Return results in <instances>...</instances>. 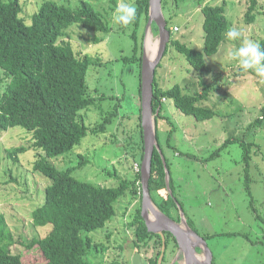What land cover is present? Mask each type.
<instances>
[{
    "label": "rangeland",
    "instance_id": "1",
    "mask_svg": "<svg viewBox=\"0 0 264 264\" xmlns=\"http://www.w3.org/2000/svg\"><path fill=\"white\" fill-rule=\"evenodd\" d=\"M43 1L48 0L20 2V17L27 25ZM52 1L74 9L80 0ZM89 2L101 12H111L107 18L112 31L106 36L97 35L104 40L94 44L95 35L75 25L63 38L71 43L78 56L88 54L96 64L86 75L88 93L95 103L83 112L86 115L84 125L88 130L95 128L120 103L118 118L107 126L105 133L95 135L89 131L80 144L52 159L51 163L60 171L70 168L78 181L97 187H114L120 180H137L135 166L141 163L134 155L137 153L134 147L140 141L139 70L137 63L126 60L133 55L132 28L118 26L130 17L134 0ZM113 2L119 8L116 12ZM248 2L164 0L162 4L168 27L178 28L177 33L171 31L172 39L198 51L203 47V7L224 5L225 16L231 23L218 53L204 59L207 71L203 80L219 87V91L211 93L202 106L213 110L215 116L199 122L166 101L162 119L157 118L158 140L169 163L172 191L180 203L178 215L179 220L183 219L182 228L186 230L183 225L186 221L199 237H206L213 264H264V120L258 126H251L262 115L264 80L250 71L238 72L240 51L264 38V15L258 16L251 25L245 24ZM258 3L264 7V0ZM152 29L146 23L139 32L144 35L146 55L149 33L152 41L159 45L158 32ZM249 66L256 68L252 61ZM156 76L163 89L179 85L188 94L200 90L199 74L171 45L156 67ZM29 138L30 134L19 127L0 136V211L6 215L16 241L11 252L23 253L25 264H39L42 261L39 253L36 250L26 252L24 245L51 229L49 226L34 228L30 217L32 210L43 203L44 188L50 181L31 172L32 151L20 155L18 163L8 160L6 154L7 149L27 146ZM231 139L234 141L223 147L225 141ZM245 146L249 154L248 182H245ZM81 162L85 164L79 166ZM12 174L22 181L18 178V183L11 182L9 176ZM115 209V216L103 229L86 234L99 245L97 250L89 251V262L133 264L134 255L140 254L142 262L147 264L157 251L154 242L151 240L147 247L137 249L133 229L128 225L141 209L139 193L133 196L130 191L126 192ZM171 248L172 245H168L165 250V262Z\"/></svg>",
    "mask_w": 264,
    "mask_h": 264
},
{
    "label": "trees",
    "instance_id": "2",
    "mask_svg": "<svg viewBox=\"0 0 264 264\" xmlns=\"http://www.w3.org/2000/svg\"><path fill=\"white\" fill-rule=\"evenodd\" d=\"M21 1L0 0V136L16 127L30 134L27 146L6 150L7 159L18 163L20 155L28 151L34 153L33 161L30 162L31 172L48 179L50 183L44 188L43 203L30 214L31 224L36 229L47 226L51 228L44 236L34 237L27 242L24 245L25 251L36 250L42 260L39 259L41 261L39 264H92L88 259L89 251L97 250L99 245L86 234L103 229L112 220L116 214L115 205L126 192L130 191L133 196L139 193V198L142 199L141 174L136 172L137 180L133 182L120 180L114 187H97L75 179L70 168L58 170L51 160L70 152L80 144L89 131L95 135L105 133L107 126L118 118L120 103H117L95 128L89 130L86 128L83 120L86 115L83 112L95 103V99L88 93L86 75L88 69L96 64L88 54L78 56L71 43L63 39L69 28L76 25L95 35L94 44L101 43L104 38L97 35L106 36L112 31L107 18L111 12L99 11L89 2L90 0H80L79 6L74 9L67 4L61 5L59 1L48 0L42 2L32 16L30 25H27L20 17ZM113 3L115 5V2ZM133 4L130 17L124 19L123 25L118 26L132 28L130 37L134 42L133 55L126 60L138 65L140 98L144 35L139 32L148 21L149 0H134ZM118 10L116 6L114 12ZM202 14L201 51L173 40V34L166 21L170 33L168 46L174 47L199 74L200 90L188 94L184 93L179 85L163 89L158 83L156 70L153 81L152 109L154 113L158 111L156 138L159 150L153 152L149 190L157 209L170 217L172 210L179 211L180 203L172 191L171 178L169 183L173 196L171 197L166 190L165 168L161 154L168 173L169 163L158 140L157 118L162 119L163 103L166 101H171L183 115L192 116L199 122L209 121L215 116L213 110L202 106L203 102L208 101L211 93L219 91V87L207 84L203 80L207 71L204 59L218 53L225 33L231 27L225 16L224 5L205 6L202 8ZM260 15H264V7L259 6L258 0H249L244 14L245 24H253ZM152 28L155 33L158 32L154 24ZM167 48L163 57L166 56ZM240 53L241 66L238 72L241 74L250 71L259 80H264V38ZM251 61L255 64V69L249 66ZM139 111L140 141L139 145L134 147L137 148L134 155L142 161L143 133L140 108ZM261 113L259 119L251 126H258L264 120V106ZM233 141L232 139L225 141L223 147ZM244 149L245 182H248L249 154L246 146ZM84 164L85 162H81L79 166ZM137 165L140 167L141 163ZM9 178L14 183H18L17 180L20 179L15 174ZM138 182L139 186L136 187ZM250 203L252 205V201ZM177 220L179 221L178 215ZM128 225L133 229L134 245L137 249L147 247L153 240L154 250L157 251L147 264H157L162 246L161 239L158 235L148 232L141 216V209ZM203 239L206 240V237ZM170 241L176 242L170 234H165V250ZM15 243L14 235L7 224V217L0 211V264H25L23 253L11 252ZM164 262L165 258L162 264Z\"/></svg>",
    "mask_w": 264,
    "mask_h": 264
},
{
    "label": "water",
    "instance_id": "3",
    "mask_svg": "<svg viewBox=\"0 0 264 264\" xmlns=\"http://www.w3.org/2000/svg\"><path fill=\"white\" fill-rule=\"evenodd\" d=\"M153 24L158 30L159 45L157 55L153 60L149 61L145 52L142 55L141 63V127L143 133V158L140 166L141 174V216L144 220L148 232L158 235L161 239V250L157 264H162L165 253V234H170L176 241L178 257L181 249L184 250L185 264H212L213 256L210 252L205 239L199 237L192 231L187 222L185 221L182 229L181 219L178 223L170 217L157 209L152 201L149 190V179L151 173V162L154 150H159V144L156 138V117L158 111L155 113L152 109L153 100V81L157 65L162 59L165 50L170 42V33L167 29V23L162 13V0H149V14L147 27H152ZM161 154V153H160ZM163 166L165 168V186L169 195L172 197V191L169 183V173L166 169L164 157L161 154ZM177 204V203H176ZM150 214L154 217L155 221L151 222ZM183 215V213L181 212ZM198 250L203 255L200 259ZM133 264H143L140 254H135Z\"/></svg>",
    "mask_w": 264,
    "mask_h": 264
},
{
    "label": "crops",
    "instance_id": "4",
    "mask_svg": "<svg viewBox=\"0 0 264 264\" xmlns=\"http://www.w3.org/2000/svg\"><path fill=\"white\" fill-rule=\"evenodd\" d=\"M139 96V95H138ZM141 101V100H140ZM140 109H141V107H140ZM140 114V111H138V115ZM177 215H178V211H176L175 212V210H172V215H171V217L170 216H168V217H170L172 220H174L175 222H179L178 220H177ZM179 216V215H178ZM150 220H151V222H154L155 221V219H154V217L152 216V214H150ZM183 229V228H182ZM167 234V233H166ZM161 250V249H160ZM198 257L201 259L202 258V256H201V254H200V252H199V250H198ZM176 259H178V257H176V255H175V253H174V251H173V249L171 248V250H170V255H169V257H168V259H167V261L164 263V264H185V261H184V257H183V259L182 260H176Z\"/></svg>",
    "mask_w": 264,
    "mask_h": 264
},
{
    "label": "bare ground",
    "instance_id": "5",
    "mask_svg": "<svg viewBox=\"0 0 264 264\" xmlns=\"http://www.w3.org/2000/svg\"><path fill=\"white\" fill-rule=\"evenodd\" d=\"M157 44H158V42L154 43L152 41V37H151V35L149 33L148 42H147V52H148V54L146 55V57L148 56L147 59L149 61L153 60L154 58H152V57L153 56L155 57V55H156L157 47H158Z\"/></svg>",
    "mask_w": 264,
    "mask_h": 264
},
{
    "label": "flooded vegetation",
    "instance_id": "6",
    "mask_svg": "<svg viewBox=\"0 0 264 264\" xmlns=\"http://www.w3.org/2000/svg\"><path fill=\"white\" fill-rule=\"evenodd\" d=\"M168 245H172V248L174 249V253L176 255L177 252H178V247L176 246L177 245L176 242H172V244H171V241H170V244H168ZM183 256H184V250L181 249L180 252H179V255H178V259L182 260ZM178 259H176V260H178Z\"/></svg>",
    "mask_w": 264,
    "mask_h": 264
},
{
    "label": "built area",
    "instance_id": "7",
    "mask_svg": "<svg viewBox=\"0 0 264 264\" xmlns=\"http://www.w3.org/2000/svg\"><path fill=\"white\" fill-rule=\"evenodd\" d=\"M171 31L173 33H177L178 32V28L177 27H174V29L173 30L171 29ZM135 167H136V172H140V167L138 165H136Z\"/></svg>",
    "mask_w": 264,
    "mask_h": 264
},
{
    "label": "clouds",
    "instance_id": "8",
    "mask_svg": "<svg viewBox=\"0 0 264 264\" xmlns=\"http://www.w3.org/2000/svg\"><path fill=\"white\" fill-rule=\"evenodd\" d=\"M184 216V215H183Z\"/></svg>",
    "mask_w": 264,
    "mask_h": 264
}]
</instances>
